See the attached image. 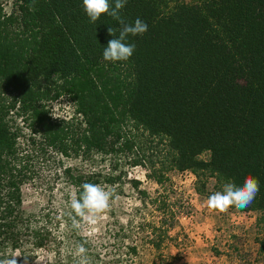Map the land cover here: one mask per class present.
<instances>
[{
  "label": "trees",
  "instance_id": "trees-1",
  "mask_svg": "<svg viewBox=\"0 0 264 264\" xmlns=\"http://www.w3.org/2000/svg\"><path fill=\"white\" fill-rule=\"evenodd\" d=\"M31 4L10 0L5 11L0 1V258L32 262L46 251L47 264H75L76 242L91 264H134L138 256L131 220L106 231L110 245L82 233L83 220L65 205L26 212L21 189L34 179V159L114 161L105 174L65 166L61 177L72 194L85 182L126 181L159 214L139 227L155 251L170 239L181 203L164 187L167 172L190 171L205 198L252 175L260 184L253 203L227 210L264 223V0H127L120 15L148 30L129 34L135 51L118 62L102 57L107 28L120 27L111 16L90 22L82 0H36L35 11ZM60 97L73 107L68 119L50 112ZM139 135L151 144L147 153ZM121 163L144 167L155 195L114 173Z\"/></svg>",
  "mask_w": 264,
  "mask_h": 264
},
{
  "label": "rangeland",
  "instance_id": "rangeland-1",
  "mask_svg": "<svg viewBox=\"0 0 264 264\" xmlns=\"http://www.w3.org/2000/svg\"><path fill=\"white\" fill-rule=\"evenodd\" d=\"M0 1L4 10L9 11L10 0ZM49 107L53 117L68 119L72 116L73 107L65 97L50 103ZM18 124L22 125L19 121ZM24 132L26 133V130ZM139 138L143 151L147 153L151 144L146 142V137L139 135ZM159 150L160 146L156 155L160 153ZM113 163L114 161L109 162L97 155L84 162L63 158L62 164L53 160L34 159L32 168L35 173L34 179L21 189L22 207L26 212H36L42 207L59 210L62 205L66 206L72 197L71 189L61 177L63 167L76 166L83 171L105 174L113 168ZM119 172L126 180L138 179L143 189L151 196L155 195L154 191L158 186L146 178L144 167L131 168L121 163L114 173ZM167 176L170 180L164 187L172 189V200L175 198L181 203L174 208L177 222L170 230V239L162 244L160 250L155 251L146 242L147 230H139L140 226H144V221H157L159 214L150 204L144 208L126 181L122 188L116 185L105 187L112 189L114 193L109 210L100 214L95 224L83 220L79 225L81 232L97 242L101 239L108 240L107 244L111 245L112 240L109 241L108 233L115 229L116 222L117 226L125 227L131 220V226L135 229L133 234L138 237L135 243L138 245L139 253L134 264H264V249L260 246L261 242L264 243V223L257 222L256 213L244 216L235 211L213 210L207 207L206 198L195 192V179L191 181L190 178H185L184 172H167ZM208 187L212 188V182H209ZM125 242L131 243L128 239ZM125 253L123 250L122 257H125ZM13 256L18 255L16 253ZM50 257L51 254L42 251L32 262H18V257L15 259L17 264H47Z\"/></svg>",
  "mask_w": 264,
  "mask_h": 264
},
{
  "label": "clouds",
  "instance_id": "clouds-1",
  "mask_svg": "<svg viewBox=\"0 0 264 264\" xmlns=\"http://www.w3.org/2000/svg\"><path fill=\"white\" fill-rule=\"evenodd\" d=\"M126 3L127 0H114L113 7L111 0H82L83 10L90 22L94 23L102 14H107L120 25L118 29L107 28V33L112 39L108 40L107 46L103 48L102 57L105 61H127L133 55L136 47L135 43L126 42L129 34L132 36L143 35L148 30L147 23L140 18H136L134 23H127L124 20L120 15V10ZM35 4L36 0H32V4L29 5L33 11L36 10ZM259 191V180L249 174L244 177L241 184H236L232 180L222 183L218 190L213 191L206 198V205L220 212H224L232 206L244 210L253 203ZM113 195V190L110 188H105L97 183L85 182L79 190L73 192L71 200L66 204L69 215L95 224L100 214L109 210ZM73 226H78L75 221ZM74 250L75 264H91V258L83 243L76 242ZM15 257L18 256L9 255L0 258V264H17Z\"/></svg>",
  "mask_w": 264,
  "mask_h": 264
},
{
  "label": "built area",
  "instance_id": "built-area-1",
  "mask_svg": "<svg viewBox=\"0 0 264 264\" xmlns=\"http://www.w3.org/2000/svg\"><path fill=\"white\" fill-rule=\"evenodd\" d=\"M185 178H190L191 181L195 179L194 175L190 171L184 172Z\"/></svg>",
  "mask_w": 264,
  "mask_h": 264
},
{
  "label": "crops",
  "instance_id": "crops-1",
  "mask_svg": "<svg viewBox=\"0 0 264 264\" xmlns=\"http://www.w3.org/2000/svg\"><path fill=\"white\" fill-rule=\"evenodd\" d=\"M239 214H242V215H244V216H247V215H249V214H251V213H239Z\"/></svg>",
  "mask_w": 264,
  "mask_h": 264
}]
</instances>
